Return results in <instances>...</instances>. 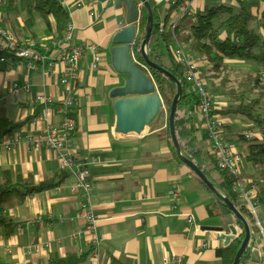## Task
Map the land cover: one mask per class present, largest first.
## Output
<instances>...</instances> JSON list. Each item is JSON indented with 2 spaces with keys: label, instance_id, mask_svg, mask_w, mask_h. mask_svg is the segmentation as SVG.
Here are the masks:
<instances>
[{
  "label": "crops",
  "instance_id": "obj_1",
  "mask_svg": "<svg viewBox=\"0 0 264 264\" xmlns=\"http://www.w3.org/2000/svg\"><path fill=\"white\" fill-rule=\"evenodd\" d=\"M60 1L74 26V42L96 43L101 47L102 60L98 68L91 67L93 58L86 52L78 62L76 78L68 84L76 100L72 150L89 169L90 203L97 226L94 232L85 230V221L78 214L77 176L67 173L58 186L31 194L21 203L12 200L2 207L7 225L0 224V264H49L56 257L83 253L84 259L78 264H172V256H179L181 264H227L218 249L231 241L224 244L223 239L214 238L216 232L209 227L220 226L228 235L229 226L233 225L238 236L242 225L235 215L224 210L215 192L204 186L192 170L172 154L161 135L168 122L166 109L163 107L137 137H119L115 131L116 113L110 91L126 76L118 75L112 66L111 40L127 26L125 7H116L114 0ZM152 1L160 15L154 22L155 34L160 24L168 28L178 14L172 4L176 0ZM241 1L254 2L253 10L257 13L264 9L262 0ZM6 4L0 0V27L20 41L33 39L47 43L60 37L56 35L53 21L48 27L43 18L37 17L35 24L29 27L25 24V15ZM218 4L239 6L238 0H189L190 14L181 24L187 26L197 12ZM8 57L6 62H0V110L7 117L25 120V123L15 132L14 144L0 149V183L4 172L14 179L31 177L39 182L61 174V159L58 151L41 143L36 146L29 139L40 140L46 126L59 125L65 115L56 107H48L49 115L33 122L32 103L38 97L52 103L61 102L68 91V86L62 83L65 64L30 65L27 60L9 53ZM194 59L209 85L210 72L204 76V62ZM225 63L232 83L245 72L259 71L256 64L243 60L225 59ZM225 104L223 96L215 98L216 107ZM43 110L44 106L40 115ZM189 110L193 123L200 127L198 139H202L201 116L195 106ZM224 119L228 125V140L239 153L243 143L237 141L238 133L252 131L258 139L263 136L258 124L252 121L238 116ZM199 142L209 151L207 138ZM203 165L211 167L208 161ZM247 167L248 171H243L240 164L244 175L250 177L254 169L249 162ZM208 176L224 195L217 172L211 171ZM174 186L180 189L177 200L170 193ZM257 209L264 224V204L259 202ZM188 213L193 215L194 223H188ZM10 226L12 231L6 235L5 228L8 230ZM72 235L75 237L71 238ZM257 237L254 248L260 252L261 264H264V240L259 229ZM95 238L99 241L98 247L93 246Z\"/></svg>",
  "mask_w": 264,
  "mask_h": 264
},
{
  "label": "trees",
  "instance_id": "obj_2",
  "mask_svg": "<svg viewBox=\"0 0 264 264\" xmlns=\"http://www.w3.org/2000/svg\"><path fill=\"white\" fill-rule=\"evenodd\" d=\"M1 1L6 6L8 2L10 8L24 14L26 17L25 24L29 27L35 24L37 17L43 18L48 27L52 26L53 21L57 30L56 35L58 36L63 34L67 23L70 21L69 15L60 0ZM149 1L153 10L154 22H156L160 15L154 6V2L152 0ZM181 2V0H176L175 4H173V9H176V12L179 10ZM254 4V2L247 3L238 0L239 6H233L232 4L210 6L197 12L194 20L186 26L185 24H181V21L188 17L190 14L188 11L186 15L180 18L173 32L169 25L167 31L165 28L163 32L151 35L147 46V53L150 58L174 74L182 84V93L175 115L176 135L182 153L194 161L207 176L210 175L211 171L217 172L220 177L219 187L223 194L232 201L250 225L251 239L239 264H248L258 238V226L255 217L252 216L244 202L237 197L233 190L234 176L227 170L217 168L211 157L210 148L209 151H205L202 143L199 142L207 138L203 121L201 119L203 137L202 139H198L197 132H199L200 127H197L193 123V115L189 110L190 107L197 106L199 96L195 88L185 80L183 72L176 62L174 48L177 41L181 42L192 58H199L204 62L203 68H205L202 70V73L205 76L207 72H210L208 75L209 85L206 84L214 100L218 96H223L226 101L225 105L215 108L214 112L216 114L220 115L223 119L224 117L238 116L258 124L261 129L263 134L261 139L254 136L245 137L246 132L238 133L236 139L243 143V149L240 153L236 151L239 153L240 158L245 157L247 162L253 167L254 172L250 177H247L256 183L257 198L260 203L264 204V9L260 13H257L253 10ZM146 22L147 13L146 11H142L139 22L140 35L134 49L136 59L142 63L144 61L140 55L139 46L144 36ZM3 52L0 50V55ZM225 59H238L256 64L259 67V71L254 73L245 72L232 83L231 78H229L230 70L225 63ZM198 70L200 71V68ZM148 72L156 82L158 91L164 102V108H166L167 115H169L172 100L176 93V84L171 78L159 71L149 69ZM54 105L56 103H47L46 106L44 104L35 105L31 118H37L43 106L48 108ZM74 109L68 114L75 118L76 113ZM24 123L25 120H13L0 110V143L6 137L14 136L18 128ZM225 127L227 130L228 125L226 122ZM161 135L164 136L172 154L177 157L169 133L168 122ZM177 159L183 163L178 157ZM200 161H208L211 167L203 165V162ZM60 173L57 176L35 182L31 177L23 178L18 176L14 179L7 172H4V180L0 183V224L4 225V227L7 225L6 218L3 217L1 211L3 206L12 200L21 203L31 194L58 186L69 172L62 171ZM192 173L196 175L193 171ZM196 177L200 180L197 175ZM200 182L208 187L202 180ZM218 202L227 213L235 215L221 198H218ZM236 219L242 225L241 233L224 248L218 249V253L227 264H232L235 254L245 236L243 223L237 217ZM11 231L12 226L8 230L5 228L6 235L10 234ZM84 256L85 253L68 254L65 257L52 259L49 264H78L84 259Z\"/></svg>",
  "mask_w": 264,
  "mask_h": 264
},
{
  "label": "built area",
  "instance_id": "obj_3",
  "mask_svg": "<svg viewBox=\"0 0 264 264\" xmlns=\"http://www.w3.org/2000/svg\"><path fill=\"white\" fill-rule=\"evenodd\" d=\"M161 2L162 0H156ZM264 2V0H262ZM179 10L177 11V18L170 24L173 32L175 26L179 23L180 18L188 13L189 0L182 1ZM175 4V1L172 2ZM165 27L162 24L157 28L158 32H163ZM74 26L71 21L67 23L64 34L60 37H55L51 41L45 43L37 40L20 41L13 33L0 27V50L4 51L0 55V62H6L10 59L8 53L16 58L25 59L30 65L40 63L52 66L56 63L65 64L62 71V83L68 86L66 96L61 102L56 103L53 107L64 113L65 118L59 125H47L45 134L40 140L30 138L36 146L41 143L52 150L59 152L61 159V170L75 174L77 176V187L80 192V202L78 214L85 221V230L94 232L97 226V217L90 203V188L89 169L84 161H82L78 154L72 150L73 140L76 132V120L68 113L75 107V97L69 83L76 78L78 62L86 52L92 55L91 67L97 69L102 60L101 47L96 43H75L74 42ZM176 62L179 64L183 76L189 82L199 96L196 109L199 112L203 121L204 129L210 144V153L214 164L217 168L229 171L235 178L233 190L237 197L244 202L248 211L255 217L256 224L264 240V224L258 216L257 206L259 200L257 198V185L249 177L242 174L240 168V155L234 150L227 138L225 120L214 112L216 105L214 97L208 88L206 81L198 70V63L186 51L181 42L176 43L174 48ZM52 103V101L38 97L33 101V106ZM52 107V108H53ZM48 108L45 107L42 115H39L33 120L36 122L40 117H47ZM254 132L247 131L245 137H253ZM17 137H6L0 143L2 147L10 148ZM171 195L177 200L180 197V189L174 186ZM176 207V204L173 205ZM38 222L40 218H37ZM188 223H194L195 219L191 213L187 215ZM75 237L72 235L71 238ZM93 246L98 247L99 241L97 238L93 240ZM172 264H181L179 256H172L170 259Z\"/></svg>",
  "mask_w": 264,
  "mask_h": 264
},
{
  "label": "water",
  "instance_id": "obj_4",
  "mask_svg": "<svg viewBox=\"0 0 264 264\" xmlns=\"http://www.w3.org/2000/svg\"><path fill=\"white\" fill-rule=\"evenodd\" d=\"M114 4L118 8L125 7V22L127 23V26L116 32L111 40L113 44L111 48L112 66L118 75L126 76V79L120 85H117L110 91L116 113L115 131L119 134V137L123 135L137 137L153 122L164 107L162 96L158 91L156 82L148 72L149 69L159 71L175 82L176 93L173 97L168 115L169 133L175 147V153L200 180L222 199L226 206L243 223L245 236L232 262V264H239L251 239L250 225L232 201L218 192L213 182L209 180L201 168L182 153L175 129V115L182 93V84L174 74L153 61L147 53V46L151 35L155 32L154 15L150 1L114 0ZM142 11H146L147 13L145 32L139 46L140 55L144 63L137 60L134 55V49L140 35L139 22ZM209 229L216 232L214 238L223 239L224 244H228L237 237V230L233 225L229 226L230 234L228 235L222 231L223 228L220 226H212ZM261 263H263L261 261V254L254 248L248 264Z\"/></svg>",
  "mask_w": 264,
  "mask_h": 264
},
{
  "label": "rangeland",
  "instance_id": "obj_5",
  "mask_svg": "<svg viewBox=\"0 0 264 264\" xmlns=\"http://www.w3.org/2000/svg\"><path fill=\"white\" fill-rule=\"evenodd\" d=\"M166 27V26H165ZM168 28H166V30H167ZM34 107V106H33ZM166 109V108H165ZM239 164H241V166H242V169H243V171L244 170H246V171H248V167H247V160L245 159V157H242L241 158V160L239 161ZM242 171V173H244Z\"/></svg>",
  "mask_w": 264,
  "mask_h": 264
}]
</instances>
